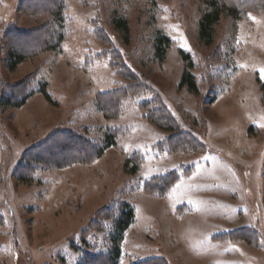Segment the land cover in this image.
I'll return each instance as SVG.
<instances>
[{
  "label": "rangeland",
  "instance_id": "rangeland-1",
  "mask_svg": "<svg viewBox=\"0 0 264 264\" xmlns=\"http://www.w3.org/2000/svg\"><path fill=\"white\" fill-rule=\"evenodd\" d=\"M205 2L0 0V100L27 79L36 90L21 108L0 106V264H109L125 204L136 220L118 264H264V11L223 17L206 47ZM155 29L173 43L163 64ZM14 47L29 56L11 71ZM180 51L199 95L179 90ZM119 90L128 95L115 106L106 94ZM110 135L101 157L71 143L100 149ZM51 138L71 140L69 157L53 144L29 161Z\"/></svg>",
  "mask_w": 264,
  "mask_h": 264
},
{
  "label": "trees",
  "instance_id": "trees-1",
  "mask_svg": "<svg viewBox=\"0 0 264 264\" xmlns=\"http://www.w3.org/2000/svg\"><path fill=\"white\" fill-rule=\"evenodd\" d=\"M263 2L264 0H242L240 6L237 7L229 5L227 0H206V9L203 12L199 21L198 40H200V42L206 47L212 46L216 37V27L220 24L223 17L231 18L235 22L241 21L245 17V15L250 12V10L264 11ZM56 5L53 8L52 13V17L54 18L53 22L55 23V21L58 20L60 23H63V12L65 7L59 4L57 6ZM118 14L116 15V17H114L113 25L115 29L121 34L125 43L128 45L131 42L130 23L127 18L123 17V15ZM51 39H54L53 35ZM64 39V35L60 34L56 39V44L52 47L55 49L60 48L64 42ZM170 40L171 39L166 36L162 30L155 29L153 36L154 53L157 61L161 64L166 61L167 54L169 53V50L173 45L172 41ZM180 54L185 64V68L180 84L178 85L179 90H186V92H189L190 94L199 95L200 91L195 76L193 74V71L195 69L194 62L188 53L180 51ZM28 56V53L20 52L16 50L15 47L12 48L9 54V69L11 71H15L21 64L28 60ZM134 83L135 82H132L131 84ZM46 84L47 83H42V85H39L38 91H40V93L44 96L43 98H45L48 102L53 103L50 95L48 94V85ZM34 87L35 85H33V81H31L30 79L25 80L19 85L11 87L10 93H8L9 96L7 98L2 97V99L0 100V106H2L3 109L21 108L25 106L29 101V98H32L36 92V90H33ZM262 89L264 90V88ZM126 91L130 92V88H126ZM127 92H125V90H122V92L121 90H119L106 95L110 96L109 99H111V102L113 101V105L115 104V106H120L122 100L125 98V96L128 95ZM141 109L145 110L148 109V107L142 106ZM159 112L161 113L158 107L156 110V114H158ZM63 141L71 140H58L56 138L49 139V141L47 142V146L46 143L41 144L38 149H36L37 151L33 153L31 151L29 153V161L33 162L45 158L48 153L47 149L50 148L53 144H55L56 146L63 147L61 148V152H63V150L65 149V143ZM58 143H61V145H59ZM71 143L74 148L77 149V151L75 152L79 153V155L82 154V159H86L91 153L93 157H95V154L98 157L103 156L108 147L110 148L112 146H115L116 141L115 138L110 135L109 137H107L105 145L102 146L100 149L88 145L89 143L87 141H83L80 138H78L77 141H71ZM65 151L67 150L65 149L64 152ZM65 155L66 153L63 156ZM67 157L69 156H65L64 158ZM135 220L136 215L130 205L125 204L124 206H122V208H120L114 221V231L112 235L114 246L112 248V253L110 257L107 258L108 260H106L107 263L118 264V261L121 257V243L124 240L126 232L135 223Z\"/></svg>",
  "mask_w": 264,
  "mask_h": 264
}]
</instances>
